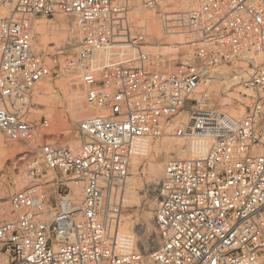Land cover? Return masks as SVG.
<instances>
[{
  "label": "built area",
  "instance_id": "obj_1",
  "mask_svg": "<svg viewBox=\"0 0 264 264\" xmlns=\"http://www.w3.org/2000/svg\"><path fill=\"white\" fill-rule=\"evenodd\" d=\"M135 2L0 0V132L7 141L29 143L49 126L28 118L30 92L51 74L34 47V16L74 19L80 44L65 68L96 111L78 123V148L43 142L40 164L31 162L23 175L29 184L5 202L0 173L6 264H264V0H200L177 12L163 10L167 0H141L159 13L165 37L187 41L174 66L147 21L132 16ZM216 80L223 94L251 92L242 115L218 107L210 93ZM170 125L189 155L164 167L155 211L160 244L146 253L121 233L125 192L139 143ZM44 171L56 178L38 182Z\"/></svg>",
  "mask_w": 264,
  "mask_h": 264
},
{
  "label": "rangeland",
  "instance_id": "obj_2",
  "mask_svg": "<svg viewBox=\"0 0 264 264\" xmlns=\"http://www.w3.org/2000/svg\"><path fill=\"white\" fill-rule=\"evenodd\" d=\"M182 1L183 0H167L166 7L163 10L166 12L189 11L198 7L200 4V0H195L196 5L193 7L181 9L178 6L181 5ZM140 2L141 0H136V6L132 12V16L140 17L147 21V26L152 36L160 40L159 50L169 55L168 59L171 61V66L177 65L182 60V54L189 50V46L186 44L187 41H185L181 35L165 37L159 20V13L144 9ZM31 22L34 35V47L42 54L47 66L51 69V74L44 78L30 92L31 107L28 118L33 120L36 124H40L41 120L47 119L49 121V126L43 130H38L36 138L29 143L9 142L4 134L0 132V173L4 174V178L8 184V191L4 193L3 202L6 201L9 194L29 184L28 180L23 175L31 162L40 164L41 159L38 147L43 142H58L69 145L74 149L78 148L80 145L78 123L96 113V111L88 105L85 90L76 73L65 68L66 62L76 53L80 44L81 35L74 19L63 14H56L53 17L38 15L32 17ZM41 25L46 28V33L49 37L47 39L48 41L46 40L45 43L41 40V35L38 30ZM59 38L61 42H63L62 45H57L56 39ZM69 38L72 40L71 43ZM65 39L69 40L66 41ZM74 40L75 42H73ZM64 41L66 42L64 43ZM171 45L176 46L171 47ZM256 59L259 60L258 58ZM227 71L228 67L226 66L218 68L219 73ZM221 91L222 82H220V80L211 83V96L215 98L219 108L228 111L231 115H242L246 105L251 103L250 97H248L251 92L244 88H231L227 95L223 94ZM235 98H237L239 102L235 103ZM174 127V125H170L168 132L162 137L151 139V149L148 150V152L135 155L138 158L140 157L139 162L134 164L137 158H133L131 172L135 174L133 175L130 172L129 176H133L137 181V190L141 196V203L135 207H127L125 205V214L121 226L124 227L125 218L128 216L137 220L140 226L139 229L136 230L123 227H121V229L134 231L136 234L134 241L135 247L141 251H147L148 253L155 250L160 244L159 230L155 222V211L159 201V188L163 177L162 173L159 184L154 189L149 183L150 165L154 161V148L157 146L166 149L169 148L170 150V146L173 145L174 147L172 146V150L174 149V151H180V149H182L181 151L185 150L183 146L185 145V141L174 135ZM40 133L44 136L39 137L38 135ZM188 155L187 152H183V157L175 158H186ZM44 175L46 178L38 182L44 181L45 179L56 178V174L51 171H44ZM59 176L60 174H58V177ZM152 203H155L152 210V224H148L142 217L149 211L148 207ZM4 206H7V204ZM7 218H9V215H3L0 212V221ZM0 261L2 263H7V257H2Z\"/></svg>",
  "mask_w": 264,
  "mask_h": 264
},
{
  "label": "bare ground",
  "instance_id": "obj_3",
  "mask_svg": "<svg viewBox=\"0 0 264 264\" xmlns=\"http://www.w3.org/2000/svg\"><path fill=\"white\" fill-rule=\"evenodd\" d=\"M195 2H196L195 0H183L181 2V5L178 6V7H180L181 9H189V8L193 7L194 5H196ZM38 30H39V33L41 35V40L43 41V43H45L46 40L49 38L48 34L46 33V31H47L46 28L43 25H41V26H39ZM69 39H70V43H71L72 40H71V38H69ZM69 39H67V40H69ZM66 41H64V43ZM56 42H57V45L58 44H61V45L63 44V42H61L60 38L56 39ZM73 42H75V40ZM66 45H67V43H66ZM174 46H176V45H171V47H174ZM258 59H259L258 61H260V58H258ZM223 73H226V72H223ZM0 142H1V140H0ZM167 143H165V144H167ZM150 145H151L150 144V140H142L139 143V145H138L137 154H142V153L148 152V150L151 149ZM172 146H170V150H169V148L166 149L164 147H159V146L154 148V150H155L154 161L151 163L150 170H149V183L153 186L154 189L159 184V180H160L161 175L163 173L165 164L169 160H171V159H173L175 157H183V152H187V150H184V149H183L184 151H181L182 149H180V151H177V150L174 151V149L172 150ZM134 158H137V159H135V163H134V164H137L139 162V158L140 157L138 158V157L135 156ZM131 174L134 175L135 173L131 172ZM137 188H138V184H137V181L135 180V178L133 176L129 177L128 178L127 187H126V192H125V198H124V203H125V205L127 207L128 206L129 207H135L139 203H141L140 202L141 196H140ZM75 191H76L77 198L81 199L82 198V190H81V188H76ZM154 204L152 203V204L149 205V207H148L149 211L146 212L144 214V216L142 217V218H144L145 222H147L148 224H152V217H153L152 210L154 208ZM138 220H139V218H138ZM139 226L140 225H139V223H137V220H134L131 216H128V217L125 218L124 227L123 226H121V227L127 228V229H131V230H136V229H139ZM120 230H121L122 234L130 235L133 238V240L135 241L136 234L134 233V231H126V230H123V229H120ZM146 253H148V252L146 251ZM0 264H6V262L2 263L0 261Z\"/></svg>",
  "mask_w": 264,
  "mask_h": 264
}]
</instances>
